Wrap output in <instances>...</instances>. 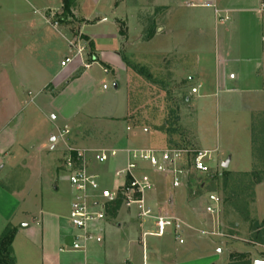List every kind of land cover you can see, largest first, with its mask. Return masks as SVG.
Here are the masks:
<instances>
[{
  "label": "crops",
  "instance_id": "obj_1",
  "mask_svg": "<svg viewBox=\"0 0 264 264\" xmlns=\"http://www.w3.org/2000/svg\"><path fill=\"white\" fill-rule=\"evenodd\" d=\"M197 1L199 4H191L192 8L215 10L214 26L206 25V28H199L198 32L199 40H203L209 36L211 29H215V51L211 52L209 48L199 50L202 64L195 72H186L181 65L183 57L179 53L180 46L168 44L161 52L163 57H168V63L163 60L168 69L163 71V76L168 75L170 63L174 62L179 67L177 75L193 73L190 78L198 93L192 94L190 91L187 101L196 105L200 100L207 102L215 98L221 112L244 116L245 129L248 130L253 115L264 113V11L261 10L264 0ZM73 14L82 16L81 10H75ZM198 21L204 25L199 18ZM45 22L52 24L47 17ZM105 22L109 21L97 19L93 23L90 17L82 16V21L72 26L53 25V29L65 33L63 37L67 42L57 66L34 58L35 51L29 55V64H26L23 54L10 60L8 56H11V51L0 47V237L8 227L17 231L13 243L16 264H131L137 258H140V264L215 263L217 256L212 258L209 256L211 254L206 255L213 251L211 245L204 249L192 245L199 259L203 257L200 263L191 261V250L183 254L173 252L167 246L171 241H161L168 234L174 236L173 229H168L162 238L151 235L154 234L152 231H143V244L137 241L132 237V231L140 228L132 220V212L137 218V211L135 208L130 211L121 201L112 205L108 212L104 224L106 235L102 244H91L82 253L71 250L75 230L70 224L69 215L74 191L64 167L68 148L91 152L115 150L118 156L112 163L108 161L105 165H98L92 155L90 167L102 186L114 191L123 184L115 177V173L125 168L128 150L162 149L126 147V139L116 132L110 135L114 141L109 134L105 140H93L80 134L83 120L114 122L125 116L107 117L95 112L98 87L106 86V80L100 76V72L112 75L114 85H118L115 90L119 89L120 73L125 72L121 54L122 38L116 19L109 23L110 32H105ZM7 25L0 21V39L4 36L10 38ZM70 27H76V33L82 38L79 47L84 48V54L63 67L66 58L75 56L71 47L75 41ZM168 28L169 24L162 26L160 32L164 33ZM168 31L164 40L173 41L174 36ZM194 81L199 83L196 85ZM29 96L32 98L29 99ZM26 109L29 110L27 115L24 113ZM197 114L198 117L200 113ZM38 119L45 122L49 120L50 131L40 134ZM76 128L78 133L74 132ZM65 130L69 131L66 136L63 135ZM152 138L161 145L159 138ZM107 143H117L118 146L103 147ZM232 164L229 161V165ZM17 169L21 170L16 180L17 186L9 190L4 186V180L16 174ZM148 192L152 194L149 198L145 194V202L158 194L154 185ZM168 204L172 208L173 200L167 198V204L158 209L160 214ZM114 208L117 209L115 212ZM149 209L158 215L152 207ZM173 212L172 209L171 213L166 214L183 221ZM234 249L249 255L246 264L264 262V258H258L247 247L238 245ZM219 254L222 255V251Z\"/></svg>",
  "mask_w": 264,
  "mask_h": 264
},
{
  "label": "rangeland",
  "instance_id": "obj_2",
  "mask_svg": "<svg viewBox=\"0 0 264 264\" xmlns=\"http://www.w3.org/2000/svg\"><path fill=\"white\" fill-rule=\"evenodd\" d=\"M74 2L72 16H66L63 14L62 0H0V21L8 24L10 35L8 39L4 36L6 34L3 35L0 47L11 51V56H8L10 60L23 54L26 64H29V55L35 51L34 58L57 66L67 42L63 37L65 33L53 29L54 22L59 26H72L81 22L82 16L90 17L93 23L97 19L107 20L109 22H105L104 29L105 32H110L109 23L116 19L122 38L121 54L125 72L120 73L118 90L114 89L112 75L100 72V76L106 80V86L98 87L95 112L107 117L125 116L114 122L83 120L82 132L79 133L93 140H105L117 133L126 139L125 146L132 148L178 149L188 151L192 156L197 151L211 152V160L207 163L209 172L193 174L188 186L179 189L172 187L169 176L142 166L140 178L156 186L158 193L151 196L149 202L146 201V207H152L159 215L158 209L167 204V198L172 199L173 207L168 204L162 212L171 213L173 209V213L178 214L186 223L187 232L183 233V245L175 242V236L171 234L161 241H171L167 246L176 254L191 250V261L199 263L203 262V257L199 259L196 248H192L193 244L201 249L207 245L214 247L211 253L206 254H211L209 256L212 258L217 256V261L212 264H246L249 255L234 249L238 245L249 248L258 258H264V113L254 114L250 129L246 130L244 116L221 112L215 98L207 102L200 100L196 105L187 101L188 93L195 89L190 78L193 73L177 75V63L169 62L170 71L163 76L168 70V57H163L161 52L168 44L180 46L179 53L183 57L181 65L186 72H195L202 64L199 50L209 48L211 52L215 51V29L210 30L207 38H198L199 28L214 26L215 10L192 8L191 4H199L197 0ZM75 10H81L82 16L74 15ZM46 17L52 20L51 25L45 22ZM167 24L169 28L161 33L160 28ZM70 28L74 44H80L82 38L76 33V27ZM168 30L174 36L173 41L164 40ZM212 54L214 58V53ZM163 60L167 63L164 64ZM198 83L194 81V84ZM28 111H24L25 115ZM197 113H200L198 117ZM38 124L40 134L50 131L49 120L45 122L38 119ZM74 132L78 133V129H74ZM152 137L159 138L161 145ZM112 138L113 136L110 139ZM219 144L222 147H216ZM49 146L47 143V147ZM116 146L117 143L103 145L107 148ZM187 161H191V156ZM226 161H232L233 164L223 168ZM109 162L112 163L113 160ZM20 171L17 169L16 174L5 178L4 186L9 190L17 186ZM258 180L261 184L256 185ZM146 194L149 198L152 192ZM211 194H216L221 200L220 214L217 217L205 212ZM136 213L139 220L133 212L132 220L140 228L132 231V237L143 244V231H157L155 221L142 219L138 211ZM219 251L223 254H219ZM139 262L140 258H137L131 264H140Z\"/></svg>",
  "mask_w": 264,
  "mask_h": 264
},
{
  "label": "built area",
  "instance_id": "obj_3",
  "mask_svg": "<svg viewBox=\"0 0 264 264\" xmlns=\"http://www.w3.org/2000/svg\"><path fill=\"white\" fill-rule=\"evenodd\" d=\"M264 11V1L261 4ZM217 13V11H216ZM52 21V20H51ZM55 27L58 23L54 22ZM74 49V58H66L62 63L65 67L84 54V48L79 44H71ZM198 89H192V94H197ZM69 131H63L68 135ZM94 155L98 165H105L108 161L118 156L115 150H88L68 148L64 167L68 173V181L74 191L71 204L69 221L75 230L73 252H85L91 244H102L106 231L104 224L107 221L108 212L112 205L121 201L127 209L135 208L142 219H153L156 237H164L168 229H173L175 240L184 244L183 233L185 224L179 218L161 213L154 215L152 210L146 207L145 194L151 190L152 185L148 180L140 178L142 166H148L153 171L169 176L174 189L187 187L193 174H207L208 161L211 160V152L197 151L193 156L188 151L178 149H143L128 150L127 164L124 169L115 173V177L123 184L117 190L104 188L99 178L90 170L91 156ZM191 156V161L187 159ZM221 200L216 194H211L205 207L207 215L217 217L220 214Z\"/></svg>",
  "mask_w": 264,
  "mask_h": 264
},
{
  "label": "trees",
  "instance_id": "obj_4",
  "mask_svg": "<svg viewBox=\"0 0 264 264\" xmlns=\"http://www.w3.org/2000/svg\"><path fill=\"white\" fill-rule=\"evenodd\" d=\"M75 0H62L63 14L72 16V7L74 6ZM255 175V174H254ZM261 184V181L258 180L256 185ZM119 207V205H118ZM117 208V207H116ZM114 208L115 212L117 209ZM17 231L13 228H6L0 237V264H16L14 255H13V243Z\"/></svg>",
  "mask_w": 264,
  "mask_h": 264
},
{
  "label": "water",
  "instance_id": "obj_5",
  "mask_svg": "<svg viewBox=\"0 0 264 264\" xmlns=\"http://www.w3.org/2000/svg\"><path fill=\"white\" fill-rule=\"evenodd\" d=\"M117 87H118V85L115 84L114 89H117ZM228 166H229V161L224 162L222 165L223 168H227ZM257 264H264V262H258Z\"/></svg>",
  "mask_w": 264,
  "mask_h": 264
}]
</instances>
